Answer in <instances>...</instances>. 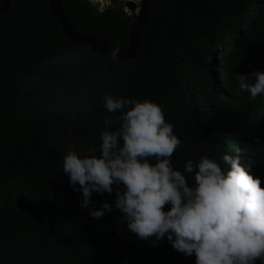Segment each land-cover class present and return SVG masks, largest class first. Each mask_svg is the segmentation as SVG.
Instances as JSON below:
<instances>
[{"label":"trees","instance_id":"obj_1","mask_svg":"<svg viewBox=\"0 0 264 264\" xmlns=\"http://www.w3.org/2000/svg\"><path fill=\"white\" fill-rule=\"evenodd\" d=\"M110 1L100 10L62 0L74 29L124 47L137 15ZM254 70L264 71V0H155L135 56L125 59L70 39L49 0H11L0 18V264H194L166 234L153 246L128 231L115 191L93 192L82 207L63 153L100 155L105 119L115 131L121 111L103 108L106 93L149 99L173 125L180 144L170 163L190 186L188 159L206 156L225 171L222 156L237 152L264 186V96L250 98L234 78ZM104 201L112 210L91 217L88 208Z\"/></svg>","mask_w":264,"mask_h":264},{"label":"clouds","instance_id":"obj_2","mask_svg":"<svg viewBox=\"0 0 264 264\" xmlns=\"http://www.w3.org/2000/svg\"><path fill=\"white\" fill-rule=\"evenodd\" d=\"M120 1L125 11L137 15L125 5L130 0ZM234 78L250 98L264 96V71L237 72ZM101 104L109 113L121 111L115 131L107 128L111 118L105 119L100 155L92 149L84 155L70 149L62 158L69 185L82 193V207L88 206L93 192L115 191L119 220L138 240L155 246L166 234L175 250L195 255L194 264H264V186L248 170L246 154H224L222 160L230 165L225 171L206 156L188 159L183 172L193 174L190 186L170 163L180 140L158 103L106 93ZM259 124L249 130L251 135ZM248 135L236 138L238 147ZM113 204L104 201L99 208H88L89 215L102 218Z\"/></svg>","mask_w":264,"mask_h":264},{"label":"water","instance_id":"obj_3","mask_svg":"<svg viewBox=\"0 0 264 264\" xmlns=\"http://www.w3.org/2000/svg\"><path fill=\"white\" fill-rule=\"evenodd\" d=\"M154 3L155 0H141L140 7H137V4L132 0L125 3L128 9H130L132 12L137 10V17L130 29L128 44L124 47H119L111 44L106 39L95 37L89 33L78 32L69 23L64 11L62 0H49V5L52 12L57 17L62 30L70 39L76 41L77 43H86L94 51L107 53L112 56L115 54L113 57L119 59L132 58L135 56L140 35L147 25ZM10 4L11 0L0 1V18L7 11ZM93 4L96 8L103 10L108 6L109 3H101V1L95 0L93 1Z\"/></svg>","mask_w":264,"mask_h":264},{"label":"flooded vegetation","instance_id":"obj_4","mask_svg":"<svg viewBox=\"0 0 264 264\" xmlns=\"http://www.w3.org/2000/svg\"><path fill=\"white\" fill-rule=\"evenodd\" d=\"M132 1H134L137 4V7H140L141 0H132Z\"/></svg>","mask_w":264,"mask_h":264},{"label":"rangeland","instance_id":"obj_5","mask_svg":"<svg viewBox=\"0 0 264 264\" xmlns=\"http://www.w3.org/2000/svg\"><path fill=\"white\" fill-rule=\"evenodd\" d=\"M103 1H107V0H103Z\"/></svg>","mask_w":264,"mask_h":264},{"label":"bare ground","instance_id":"obj_6","mask_svg":"<svg viewBox=\"0 0 264 264\" xmlns=\"http://www.w3.org/2000/svg\"><path fill=\"white\" fill-rule=\"evenodd\" d=\"M100 1H103V0H100Z\"/></svg>","mask_w":264,"mask_h":264}]
</instances>
